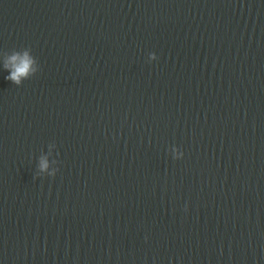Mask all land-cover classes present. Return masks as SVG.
<instances>
[{"label": "water", "instance_id": "water-1", "mask_svg": "<svg viewBox=\"0 0 264 264\" xmlns=\"http://www.w3.org/2000/svg\"><path fill=\"white\" fill-rule=\"evenodd\" d=\"M0 264H264V0H0Z\"/></svg>", "mask_w": 264, "mask_h": 264}, {"label": "clouds", "instance_id": "clouds-1", "mask_svg": "<svg viewBox=\"0 0 264 264\" xmlns=\"http://www.w3.org/2000/svg\"><path fill=\"white\" fill-rule=\"evenodd\" d=\"M158 59L157 54L152 52L148 58L151 63ZM38 70L37 61L30 51H16L8 55L3 63V71L8 73L4 79L20 86L25 80L34 75ZM169 153L174 160H182L185 153L177 146L173 145L169 149ZM49 160L47 156L41 157L39 161V169L41 172H47L49 176L55 177L57 169L49 171Z\"/></svg>", "mask_w": 264, "mask_h": 264}]
</instances>
